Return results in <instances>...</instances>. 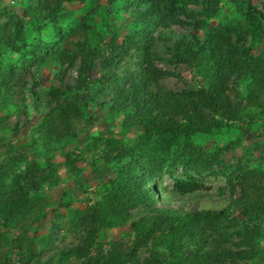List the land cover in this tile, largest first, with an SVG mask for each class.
Segmentation results:
<instances>
[{
    "label": "rangeland",
    "instance_id": "rangeland-1",
    "mask_svg": "<svg viewBox=\"0 0 264 264\" xmlns=\"http://www.w3.org/2000/svg\"><path fill=\"white\" fill-rule=\"evenodd\" d=\"M40 1L0 0V9L4 11L0 14V23L9 21L12 14L23 19L24 38L16 37V41L29 49L27 52L22 48L12 50L0 46V76L6 73L10 62L13 63L10 71L17 76L10 81L9 90L4 89L5 96L0 87V199L11 200L16 196L14 188L18 174L26 177L28 173L21 184L28 179L32 181L28 187L31 218L27 221L32 222L31 226L21 232L18 229L8 232L5 238L12 240L15 246L0 242V260H8L11 264H144L158 256L163 264L182 259L181 264H264V219L237 210L225 219H200L163 244H155L159 242L160 232L147 236L135 253L128 254L144 229L142 220L151 214L147 201L128 207L117 221L97 224L96 239L88 257L70 256L65 260L58 257V253L76 246L86 234L81 213L105 202V193L110 191L113 181L130 168L128 162L133 156L130 152L124 155L129 146L134 153H141L130 173H145L156 187L154 206L168 205L185 210L222 208L244 192L264 201V95L259 105L247 106L250 78L238 81L233 75L226 79V93L233 103L242 107L241 116L229 119L204 106L203 124L195 123L188 128L193 134L194 146L183 144L189 118L175 105L179 97L185 99L186 91L197 92L205 83L197 68L174 60L172 47L175 42L183 37L191 39L196 34L205 37L213 29L216 31L218 27L237 22L253 29L240 9L244 0H214L210 5L217 10L211 17L199 14L210 7L211 0L191 5L189 10H194L205 21L204 29L199 32L188 24L144 27L113 67L105 66L103 61L114 58L111 53L114 33L118 35L115 44H121L133 31V18L128 12L116 13L111 0H87L65 5L63 15L56 21L44 13L38 21L33 17ZM248 4L264 11V0H247ZM88 11L93 12L91 27L87 33L80 34L76 32L79 22ZM260 17L264 21V16ZM37 39H42L46 46L41 58L34 48ZM79 42H85V48L97 52L90 58L93 64L88 77L91 83L88 99L75 102L81 110L69 120L68 134L64 138L47 140L39 130L42 112L66 105L65 91L76 83L82 62L79 54L84 47L79 46ZM239 45L243 53L238 57L246 69L264 71V37L254 38L250 34ZM146 51L160 67L171 72L152 85L154 91L169 99L165 100L163 111H175V118L181 123L180 127L173 124V128H167L168 132L160 129L159 121L149 130L143 128L134 123L127 109L111 103L115 92L107 85L105 73L113 71L123 80L129 73L140 70ZM68 55L76 56L72 64L70 60H63ZM122 82L129 85V81ZM34 91L41 95L37 103L40 112L36 111ZM212 118L224 124L208 132ZM174 129L181 135L173 132ZM192 148L200 149L205 157L220 153L223 162L201 170L194 163L185 166L184 163L190 161L186 155ZM171 162L174 164L170 165ZM239 166L249 171L248 175L245 172L230 183L221 171L225 167L231 172ZM140 181L133 179L136 185ZM182 181L200 187L183 192L180 190ZM36 212L40 217L37 221ZM16 232L22 236L20 249ZM168 232L166 228L163 233ZM10 248L5 258L4 250ZM206 251H213L212 256L207 257ZM110 253L121 254L122 261L113 262L109 259Z\"/></svg>",
    "mask_w": 264,
    "mask_h": 264
},
{
    "label": "trees",
    "instance_id": "trees-1",
    "mask_svg": "<svg viewBox=\"0 0 264 264\" xmlns=\"http://www.w3.org/2000/svg\"><path fill=\"white\" fill-rule=\"evenodd\" d=\"M85 1L87 0H42L38 7L34 9L33 18L40 21L44 13L50 20L56 21L63 15V8L65 5L72 2ZM110 2L113 4L115 3L114 9L116 13L124 10L129 13L130 18H133V20H131L133 31L125 36L121 44H115L118 35L114 33L113 42H111V53L114 58L108 57V59L103 61L105 66L106 64H108L109 67L116 65L122 59L124 53L134 44L135 36H140L144 27L188 24L193 25L197 32L205 27L204 19L199 18L197 16L198 13L194 10H189L191 5L199 4L200 0H111ZM211 3H214V0H211L209 5ZM240 9L254 27L253 29L243 26L241 22L231 23L227 26L216 28V31L213 29V31L207 33L205 37H201L198 34L194 35L191 39L183 37L175 42L174 47H172V56L176 62L187 63L189 66L197 68L202 72L205 78V83L200 90L197 92H193L192 90L186 91L185 99L182 100L179 97L175 102L177 109L185 113L189 118V124L186 125L187 128L184 130L185 142L183 143L187 147L194 146L193 134L191 129L188 128L191 126L194 127L193 124L195 123L203 124L202 122L206 117V113H203L204 106H206L210 112L225 115L229 119L238 117L239 115L241 116L242 107H240L239 103H233L226 93L227 85L225 81L227 78L233 75L238 78V81L250 78L251 84L248 86L247 106L254 104L259 105L261 96L264 95V71L258 73L260 71L246 69L240 61V57H238L239 54L243 53L239 44L242 45L250 34H252L254 38L264 37V21L260 17V15L264 16V11L253 5H247V0L241 3ZM216 10V7H211L210 5V7H206V9L199 14L211 17L216 13ZM1 13H4V11L0 9V14ZM92 16V11H88L83 15L76 32L80 34L84 32L87 33L91 27ZM10 17L9 21L0 23V46L4 48L11 47L12 50H21L22 48L24 51L29 52V49H24L26 44H22L21 47L16 41V37L18 39L24 38L23 19L14 14ZM234 37L236 40L233 41ZM36 41L37 42L34 44L35 52L38 57L41 58L44 56L43 49L46 46L42 39H37ZM80 45L84 48L80 50L79 54L82 57L79 76L74 86H69L65 91L64 101L66 105L61 108L53 107L46 113L42 112V121L39 125V130L45 134L44 136L47 137V140L55 139L56 137L64 138L70 129L69 120H71L72 115L78 114L79 110H81L78 108V103L75 105V102L88 99L87 93L91 87L88 77L93 64L90 58L94 54L97 55V52H93V50L88 49V47L85 48V42H79V46ZM119 48H122V50L119 51ZM75 58V55H68L63 60H70L72 64ZM9 65L12 66L13 63L10 62ZM10 66L7 65L6 73L0 76V87H3V96L6 94L4 89L6 91L9 90L8 86L10 81L17 78L16 73L10 71ZM169 73L171 72L160 67L151 57L150 52L146 51L145 59L140 63V70L129 73L123 80L113 71H111V73L109 72V74L105 73V78H107L108 82L107 85L112 87L115 92L111 103L119 108L127 109L129 115L134 117V123L136 122L148 130L152 128L156 121L160 122V129L166 132L170 131L168 129L173 128L174 125L180 127L181 123L176 120L175 111L171 113L165 110L163 111L164 107H166V101L169 99H166L158 91L152 89V85L156 84L164 75ZM122 81H129V85H125ZM1 94L2 92H0V95ZM32 97L37 107L41 95L39 92L34 91ZM69 110H73V112L70 113ZM36 111L40 112V108L37 107ZM134 113L136 114L135 116ZM212 119L213 120L210 121L212 122V127L207 128L208 132H212L215 128H219L224 124L222 120L216 118ZM66 120L67 123L65 122ZM167 125L169 126L166 127ZM193 130H195V128H192V131ZM173 132L179 134L176 129H174ZM179 135H181V133ZM131 148L132 147L129 146L124 150V152L126 151L124 155L130 152L129 155L133 156L128 162L130 168L133 167L138 155L141 154L138 151L134 153V149ZM186 156L190 158V161H187L184 165L187 166L190 163H194L200 170L210 168L216 162L222 161L220 153L213 154V156L211 155L212 157H205L203 152L197 148H192ZM173 164V162L170 163V165ZM130 168L121 172L119 177L113 181V184H111L109 188L110 191L105 193V202H101L100 205L94 209L81 213L80 218L81 221L85 222L87 232L85 235L81 236L76 246L58 253V257L61 260H65L70 256L88 257L90 247L96 239L97 228L95 226L101 224L102 221H106V223L117 221V218H122L124 216L128 207L135 206L144 201H147L151 214L142 220L144 221V229L128 254L135 253L147 236H152L160 232L157 237L159 242L155 244H163L170 241L169 237L171 239L175 238L183 229L200 219L229 218L235 210L242 214L259 218L260 220L264 219V201L254 199L246 192L233 200L230 205L222 208L185 210L168 205L154 206L153 197L157 193L156 187L149 182L145 173L138 171V174L136 172L130 173L132 171ZM221 172L226 174L229 182L232 183L234 178L239 179L245 172V174L248 175L249 171L239 166L236 170L233 169L231 172L224 167ZM142 175L145 177L142 178ZM26 177L25 175L21 176V174H18L17 178L15 177L17 187L15 186L14 188L16 196L13 199H0L1 245L12 244L15 246L12 240H7L5 238V236L9 235L8 232L14 229H18L21 232V230H27V228L31 226L30 224L32 222L28 223L27 221L31 218V206L29 205L30 190L28 187L32 181L28 179L24 184H21ZM134 178L141 179L139 185L133 183ZM126 187L130 188L126 189ZM199 187V184H186L182 181L180 190L183 192L194 191ZM1 195L2 193L0 192V197ZM116 202H118V206L114 205ZM66 204L68 205L69 203ZM104 216L105 218H103ZM34 217L37 221L40 218L39 213L36 212ZM166 228L169 229L168 234L163 233ZM20 232L16 233L19 235ZM17 239V247L20 249L23 246L22 236L19 235ZM12 248L4 250L6 254L5 258H8ZM112 253L109 254V259L113 262L122 261L121 254L113 255ZM212 253L213 251L205 252L207 257H211ZM183 261L184 259L173 262L168 261L167 263L181 264ZM0 264L11 263H9L8 260H0ZM144 264H163V262L157 256L154 259L146 260Z\"/></svg>",
    "mask_w": 264,
    "mask_h": 264
}]
</instances>
